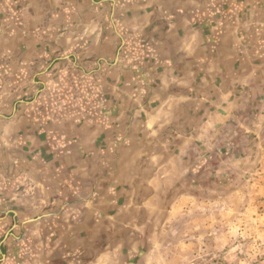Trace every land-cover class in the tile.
Here are the masks:
<instances>
[{
	"label": "crops",
	"instance_id": "obj_1",
	"mask_svg": "<svg viewBox=\"0 0 264 264\" xmlns=\"http://www.w3.org/2000/svg\"><path fill=\"white\" fill-rule=\"evenodd\" d=\"M246 93L264 97V0H0V264H128L140 245L129 236L84 260L79 239L69 253L54 245L67 229L90 247L92 226L129 232L161 211V164L178 163L161 157L164 135L222 131V102Z\"/></svg>",
	"mask_w": 264,
	"mask_h": 264
},
{
	"label": "rangeland",
	"instance_id": "obj_2",
	"mask_svg": "<svg viewBox=\"0 0 264 264\" xmlns=\"http://www.w3.org/2000/svg\"><path fill=\"white\" fill-rule=\"evenodd\" d=\"M215 98L204 101V105L190 103L192 111L197 114L202 113V108H215L214 104L218 102ZM249 98L251 96L246 93L240 100L222 102L229 111L228 119L216 122V125L224 124L222 131L193 134L194 138H187L185 143L183 134L164 135L165 141L158 148L161 157L175 156L178 163L173 166L161 164L166 180L162 178V182L155 184L161 193L156 199L161 211L144 213L145 220L139 222L140 227L129 229V232L116 225L110 235L105 231L107 224L104 222L99 227L92 226L91 253H88L90 238L87 231L74 237L70 230H62L57 236L61 243L53 244L55 249L58 248V254L71 252L72 243L79 239L73 246H81L73 252H77V258L82 260V256L103 252L106 243L122 241L129 236L134 246L137 242L140 245L128 264H264V196L255 198L253 194L255 186L264 187V179L257 180L260 176L264 178V97L262 95L257 101ZM202 117H182L177 128L183 133L184 128L199 127L207 120ZM248 124L254 126L253 131L244 130ZM207 141L214 146L202 148ZM180 160L186 162L182 164ZM170 168L175 177H169ZM230 189L239 190L233 212H227L224 205L228 202ZM190 190L194 199L192 204L185 201ZM229 204L231 207L232 203ZM149 205L152 207V201ZM222 212H226V218ZM257 217L260 221H255ZM217 224L225 227L218 229ZM219 237L221 244H217ZM254 238L257 243L251 247L249 241ZM188 241L194 243V251L186 256L181 245Z\"/></svg>",
	"mask_w": 264,
	"mask_h": 264
}]
</instances>
